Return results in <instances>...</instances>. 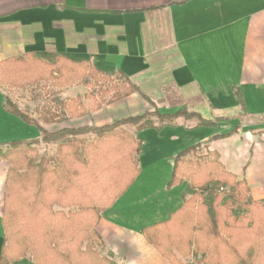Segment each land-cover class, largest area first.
<instances>
[{"label": "crops", "instance_id": "0c3cea01", "mask_svg": "<svg viewBox=\"0 0 264 264\" xmlns=\"http://www.w3.org/2000/svg\"><path fill=\"white\" fill-rule=\"evenodd\" d=\"M25 53L46 62L58 54L91 60L102 71L119 69L163 113L186 108L207 119L225 118L215 127L196 128L177 118L174 126L137 134L144 140L140 172L96 227L102 244L97 249L115 264H171L142 229L167 220L183 204L185 183L168 188L167 182L174 156L192 144L240 125L208 149L246 181L252 199L264 200V124L252 118L264 114V0H0V60ZM4 95L0 87V146L46 145L36 126L4 109ZM150 108L134 93L65 127H100ZM56 125L42 127H64ZM7 169L0 160V251ZM13 264L33 263L28 255Z\"/></svg>", "mask_w": 264, "mask_h": 264}, {"label": "trees", "instance_id": "16d2710c", "mask_svg": "<svg viewBox=\"0 0 264 264\" xmlns=\"http://www.w3.org/2000/svg\"><path fill=\"white\" fill-rule=\"evenodd\" d=\"M81 85L80 95L61 97ZM41 91L46 101L26 109L4 95L3 107L39 129L53 152H39L33 143L13 141L0 146L8 164L3 195L4 243L0 264L28 255L33 264H115L111 254L97 249L96 227L102 213L132 185L140 172L144 140L137 134L174 126L177 118L193 119L196 127H215L225 118H204L180 108L159 111L151 98L119 69L102 71L91 60L55 55L52 62L32 53L0 60V87ZM138 93L151 107L135 116L100 127H63L55 132L44 124H60L98 111ZM241 112L244 103L236 92ZM252 118L264 124V114ZM216 134L174 156L167 187L181 186L183 204L167 220L142 229L146 241L171 264H264V200H254L244 179L226 170L208 143L236 132ZM89 136V137H88Z\"/></svg>", "mask_w": 264, "mask_h": 264}, {"label": "rangeland", "instance_id": "374dc122", "mask_svg": "<svg viewBox=\"0 0 264 264\" xmlns=\"http://www.w3.org/2000/svg\"><path fill=\"white\" fill-rule=\"evenodd\" d=\"M6 96H8L12 101L18 104V106L22 109H26L28 113L32 116L34 115V110L39 107L41 104H43L46 101V98L43 97L41 91H37L36 93H31L28 88L21 90V89H13V90H7L6 87L1 86ZM85 92V88L81 85H73L70 88H67L63 90L61 97L66 96H74L77 94L82 95ZM158 108V106H156ZM151 109V108H150ZM149 109V110H150ZM72 120V119H71ZM192 124L195 123L193 119L189 120ZM70 120L65 121L63 123H60L59 125H56V127H65L70 125ZM74 127V126H72ZM89 137V136H88ZM44 144V143H42ZM41 144L36 145L39 152L42 154L43 152H53L55 148V143H46V145ZM5 147V146H4ZM41 147V148H39ZM44 147V148H43ZM186 262L188 264H194V261L189 258L186 259Z\"/></svg>", "mask_w": 264, "mask_h": 264}]
</instances>
